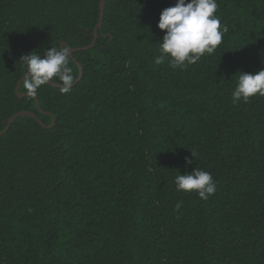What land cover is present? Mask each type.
<instances>
[{
	"label": "trees",
	"instance_id": "trees-1",
	"mask_svg": "<svg viewBox=\"0 0 264 264\" xmlns=\"http://www.w3.org/2000/svg\"><path fill=\"white\" fill-rule=\"evenodd\" d=\"M99 3L0 0V131L55 118L0 136V264H264V96L231 102L239 71L264 68V0H217L222 43L176 69L154 63L175 0H106L69 56L78 83L42 85L40 110L19 98L20 57L90 44ZM196 167L208 200L175 188Z\"/></svg>",
	"mask_w": 264,
	"mask_h": 264
},
{
	"label": "clouds",
	"instance_id": "clouds-1",
	"mask_svg": "<svg viewBox=\"0 0 264 264\" xmlns=\"http://www.w3.org/2000/svg\"><path fill=\"white\" fill-rule=\"evenodd\" d=\"M219 5L217 0H175L173 6L165 7L159 14L157 27L164 31L159 44V55L154 58L157 65L169 63L173 69L184 68L196 63L205 54H212L222 43L227 26H221L215 15ZM70 50L65 46H53L44 50L43 55L36 51L20 57L25 72L23 87L29 96H36L42 85L58 79L62 94L68 93L73 84V69L69 67ZM264 96V68L249 73L239 71L231 91V102H247L252 96ZM192 157L196 153L191 151ZM186 165L192 163L185 158ZM177 191H195L202 200H208L216 192L212 174L194 168L185 174L174 177ZM180 207L177 202L176 208Z\"/></svg>",
	"mask_w": 264,
	"mask_h": 264
},
{
	"label": "water",
	"instance_id": "water-1",
	"mask_svg": "<svg viewBox=\"0 0 264 264\" xmlns=\"http://www.w3.org/2000/svg\"><path fill=\"white\" fill-rule=\"evenodd\" d=\"M105 2H106V0H100V3H99V18H98V22H97V24H96V26L94 28V31H93V40H92V42L90 44H88L86 46H82V47L72 48V47L68 46L65 42L61 43L62 46H65V47H67L70 50L69 56L71 58H72V53L73 52L80 51V50H87V49L91 48L95 44V41L97 39V34H98L97 31L101 27L102 22H103ZM28 45L30 46V43H28ZM76 64L78 66V75H77L76 79L73 81V84H72L71 87H73L75 84L78 83V81L80 80V78L82 77V74H83V69H82V66L80 65V63L76 62ZM23 76H24V74L18 80L17 85L15 87V92H16V94H17V96L19 98H21V97H23L25 95H28L27 93H22V92L19 91V87H20V85L22 83ZM48 84H50L52 86H55V87H60V88L62 86V84H59V83H56V82H53V81H50ZM34 103H35V106L37 107V109L40 110L39 103H38V98L36 96H34ZM19 116H31L34 119H36L42 126L48 127V128L53 127L54 124H55V118H54L53 115H52L53 116L52 123L49 126H46L34 113L28 112V111H19V112H16L15 114L11 115L7 119L5 127L0 131V136H2L3 134H5L8 131V129L10 128L11 124Z\"/></svg>",
	"mask_w": 264,
	"mask_h": 264
}]
</instances>
